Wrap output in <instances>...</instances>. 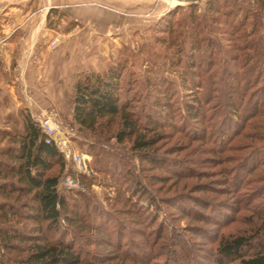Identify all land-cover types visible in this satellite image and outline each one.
Segmentation results:
<instances>
[{
    "label": "rangeland",
    "instance_id": "374dc122",
    "mask_svg": "<svg viewBox=\"0 0 264 264\" xmlns=\"http://www.w3.org/2000/svg\"><path fill=\"white\" fill-rule=\"evenodd\" d=\"M126 1L135 22L104 34L71 20L57 0H0V47H15L14 65L18 48L27 49L24 67L36 70L31 89L39 94L33 108L19 97L17 104L0 99V130L14 129L7 118L20 111L52 115L65 166L55 173L60 183H79L69 191L59 184L79 221L62 218L48 243L71 244L80 264H217L221 241L241 236L257 249L264 240V0ZM52 8L58 13L49 25ZM110 66L122 67L121 97L136 125L122 142L120 117L88 131L72 115L77 78ZM16 73L19 93L32 97L26 71ZM10 105L16 109L8 113ZM138 141L151 144L138 149ZM9 142L0 140V150ZM74 155L85 159L83 170ZM9 209L0 214L9 235L50 231L27 210L13 216ZM7 242L0 238V261L22 264L30 243Z\"/></svg>",
    "mask_w": 264,
    "mask_h": 264
},
{
    "label": "trees",
    "instance_id": "16d2710c",
    "mask_svg": "<svg viewBox=\"0 0 264 264\" xmlns=\"http://www.w3.org/2000/svg\"><path fill=\"white\" fill-rule=\"evenodd\" d=\"M212 1L215 2L211 5H218V0H209L210 3ZM54 13L58 10L52 8L47 18L49 25ZM121 69L110 66L102 73H87L77 78L72 115L79 129L92 131L100 121L120 117L127 128L117 136L121 142L136 132V125L127 112L129 107L121 97ZM195 115L192 114L193 117ZM11 124L15 130H0V140L10 141L9 146L0 150V181H3L0 184V197L3 199L0 214L7 208L13 216H18L20 209L27 210L31 220L38 225H49L50 231L40 228L36 236L9 235L8 231L0 228V238L6 243L13 240L30 243L32 251L22 264H80V257L71 244L64 241L48 243V235L58 231L62 218L70 224L79 221L76 218L78 212L70 207L67 197L58 190L60 176L56 175L55 169L57 166L64 169L63 154L54 141L47 143L49 136L27 111H20L17 117L8 116L7 126ZM150 144L138 141L136 147L143 149ZM9 201H14L16 207ZM4 246L9 248V244ZM218 255L217 264H225V261L264 264V240L255 249L247 238L231 237L221 241ZM0 264L4 263L0 261Z\"/></svg>",
    "mask_w": 264,
    "mask_h": 264
},
{
    "label": "crops",
    "instance_id": "0c3cea01",
    "mask_svg": "<svg viewBox=\"0 0 264 264\" xmlns=\"http://www.w3.org/2000/svg\"><path fill=\"white\" fill-rule=\"evenodd\" d=\"M55 5L57 6L56 9H60L68 15L71 20L84 24L87 27H91L94 31L99 29V31H103L104 34H107L108 32L110 34L123 32L129 29L127 28L128 25L131 26L133 22H135L134 18H129L127 16L126 8L131 7L132 4L130 1L128 2L126 0H57ZM46 10H48V8ZM35 17L36 16L30 17L28 23L30 28L31 20L33 21L36 19ZM44 17L46 19V13L42 16V21ZM19 29L22 28L20 27ZM6 46L8 47L6 48ZM10 48L15 49V47L8 44H4L3 47H0V99H7L10 100L11 103L17 104V98L19 97L23 100L22 102L26 103V105L27 103L29 104V108H33L35 103L34 101L32 102V99L37 95L39 96L35 90L32 91L31 89V87L34 88L32 83L37 78V76L32 73L36 72V70H32V67L29 65L24 67V63L28 62L26 53L28 51L25 47L22 49L19 47L17 50L18 59H16V65H19L18 67L24 68L26 71L27 76L25 81L30 84L28 88L31 89L30 94H33L32 97L26 93H22L21 95L19 93L18 85L15 82V80L18 81V74L16 73L18 67L15 69L16 65H14L10 57L11 53H14L15 50L11 51ZM29 54L31 55L30 51ZM19 56H21V58ZM41 91L43 96L44 94L46 96L50 93L49 88H44ZM9 108L7 109L8 113L16 109L15 106L12 107L11 105Z\"/></svg>",
    "mask_w": 264,
    "mask_h": 264
},
{
    "label": "built area",
    "instance_id": "2783aa9c",
    "mask_svg": "<svg viewBox=\"0 0 264 264\" xmlns=\"http://www.w3.org/2000/svg\"><path fill=\"white\" fill-rule=\"evenodd\" d=\"M57 42H58V40H54L52 42L51 46L55 47ZM35 121L37 123H39V125L41 126L43 131L49 136V138L47 140V143H50V141H54L57 144V142L55 141V139L53 137L54 133L57 132V128H58L56 119L52 115H50V116L45 117V118L39 117V118L35 119ZM67 136H69V134H67V135L64 134L63 138L64 139L68 138ZM60 139H61L60 140V144L61 145H66L65 140H62V137ZM57 146L59 147V144H57ZM65 154L67 155V157L70 156L69 149L66 150ZM73 160L77 164V166H78V168L80 170L84 169V166L86 164L85 159H83L81 156L74 155L73 156ZM78 185H79L78 181L76 179L72 178V177H66L63 180V182L60 183V187L62 188V190L64 189V190H67V191H69L71 189H74V188H77ZM58 190H59V188H58Z\"/></svg>",
    "mask_w": 264,
    "mask_h": 264
},
{
    "label": "water",
    "instance_id": "95a60500",
    "mask_svg": "<svg viewBox=\"0 0 264 264\" xmlns=\"http://www.w3.org/2000/svg\"><path fill=\"white\" fill-rule=\"evenodd\" d=\"M174 1L178 3L177 6H180L183 3H185V2L186 3H199V2H201L203 0H174Z\"/></svg>",
    "mask_w": 264,
    "mask_h": 264
},
{
    "label": "bare ground",
    "instance_id": "6f19581e",
    "mask_svg": "<svg viewBox=\"0 0 264 264\" xmlns=\"http://www.w3.org/2000/svg\"><path fill=\"white\" fill-rule=\"evenodd\" d=\"M178 4V3H177Z\"/></svg>",
    "mask_w": 264,
    "mask_h": 264
}]
</instances>
